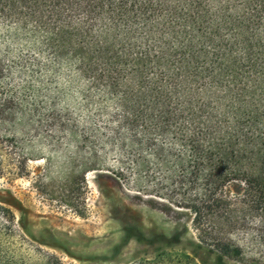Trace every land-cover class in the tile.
Listing matches in <instances>:
<instances>
[{"label":"trees","instance_id":"obj_1","mask_svg":"<svg viewBox=\"0 0 264 264\" xmlns=\"http://www.w3.org/2000/svg\"><path fill=\"white\" fill-rule=\"evenodd\" d=\"M0 29L34 53L0 52V177L26 170L19 121L64 130L37 81L69 64L116 105L111 135L148 169L144 195L190 211L221 255L241 256L235 234L264 235V0H0ZM2 210L0 264H32Z\"/></svg>","mask_w":264,"mask_h":264},{"label":"rangeland","instance_id":"obj_2","mask_svg":"<svg viewBox=\"0 0 264 264\" xmlns=\"http://www.w3.org/2000/svg\"><path fill=\"white\" fill-rule=\"evenodd\" d=\"M6 36L0 29V52L33 57L26 40ZM54 67L37 87L43 107L54 106L68 123L61 130L19 121L14 133L26 170L0 177V227L2 209L10 210L19 231L14 243L26 239L22 252L32 264H47L36 249L60 264H264V235L256 229L233 236L241 256H224L199 241L190 211L144 195L137 180L148 169H135L112 138L117 113L111 97L78 77L74 66ZM93 165L97 169L85 173Z\"/></svg>","mask_w":264,"mask_h":264}]
</instances>
